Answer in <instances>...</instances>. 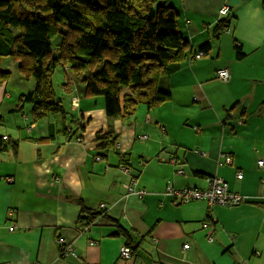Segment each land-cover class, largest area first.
<instances>
[{
	"label": "crops",
	"instance_id": "obj_1",
	"mask_svg": "<svg viewBox=\"0 0 264 264\" xmlns=\"http://www.w3.org/2000/svg\"><path fill=\"white\" fill-rule=\"evenodd\" d=\"M263 2L170 0L187 41L179 68L158 80L170 98L150 109L138 104L128 121L113 120L116 145L100 155L94 137L108 123L101 96H84L81 83L62 85L58 67L62 112L32 120L30 102L21 111L15 107L19 96L34 89V79L23 76L16 59L0 57V70L9 72L0 83V263L264 264ZM224 5L227 27L216 36ZM205 42L209 50L194 58ZM224 66L228 81L215 77ZM68 127L83 140H72ZM212 175L245 200L209 208L204 200L175 203L162 193L168 181L175 188H206ZM131 180L145 193L128 194L124 184ZM80 203L103 215L81 225ZM114 220L136 246L129 259L119 258L126 237ZM58 236L75 255L59 256Z\"/></svg>",
	"mask_w": 264,
	"mask_h": 264
},
{
	"label": "trees",
	"instance_id": "obj_2",
	"mask_svg": "<svg viewBox=\"0 0 264 264\" xmlns=\"http://www.w3.org/2000/svg\"><path fill=\"white\" fill-rule=\"evenodd\" d=\"M177 16L170 0H0V57L16 59L23 76L35 81L15 109L21 111L30 102L32 120L62 112L52 83L61 67L62 85L81 83L84 96L103 98L107 129L94 140L99 155L104 154L117 142L113 120L128 121L138 104L150 109L170 98L158 80L177 70L186 57L187 41ZM227 20L214 25L216 36ZM208 50L205 42L195 52ZM8 76L0 70V83ZM4 146L0 137V150ZM80 208L85 213L78 219L81 225L103 215L81 203ZM114 222L125 244L135 250L130 232Z\"/></svg>",
	"mask_w": 264,
	"mask_h": 264
},
{
	"label": "built area",
	"instance_id": "obj_3",
	"mask_svg": "<svg viewBox=\"0 0 264 264\" xmlns=\"http://www.w3.org/2000/svg\"><path fill=\"white\" fill-rule=\"evenodd\" d=\"M218 14L221 17L227 18L229 14V8L227 6H221L218 9ZM203 53L198 51L193 53L194 58H199ZM215 77L220 80V81H228L230 78V72L229 69L224 66L220 67L215 70ZM79 128V127H77ZM67 133L71 134L70 138L74 141L81 142L83 140L82 134L80 131H73L70 127L66 128ZM78 130V129H77ZM145 136L142 135L141 138H144ZM5 138V136H4ZM98 159V156L96 157ZM223 162L230 164L231 163V158L230 156L226 154H222ZM172 163L174 162L173 159L170 160ZM258 166L263 165V160L259 159L257 160ZM120 170L123 173H128L129 168L125 165L120 166ZM184 170L179 167L177 169V173L182 174ZM236 177L240 178L241 177V172L238 171L236 173ZM8 181H10V178H7ZM207 180V187L206 188H197V187H190V186H184L181 188H175L173 187L171 182H167L166 185L164 186L163 194L170 196L173 198L175 203L178 202H188L191 200H204L209 208L215 206V205H224V206H234L237 205L245 200V197L230 191L228 189L227 183L220 177L216 175L208 176L206 178ZM134 180H131V183L129 184H124V187L126 188V191L128 194H137V195H142L145 193L144 190H135L133 188ZM106 205L104 203L99 204V208L105 209ZM8 230H13L15 228V224L13 223L12 216H13V211L9 210L8 211ZM57 246H58V254L60 257H65L68 255H75V251L71 243L66 242L64 238L61 236L57 237ZM183 248L186 249L188 248V244H184ZM132 251L128 245L125 243L122 244L119 249H118V255L119 258L121 259H129L132 257ZM0 264H8L7 262H2Z\"/></svg>",
	"mask_w": 264,
	"mask_h": 264
},
{
	"label": "rangeland",
	"instance_id": "obj_4",
	"mask_svg": "<svg viewBox=\"0 0 264 264\" xmlns=\"http://www.w3.org/2000/svg\"><path fill=\"white\" fill-rule=\"evenodd\" d=\"M54 53H55V50H54ZM57 73H55L54 74V77H53V79H52V83L54 82V84H53V87H54V89L57 87V85H56V83H57ZM59 78H61V75H59ZM83 138V137H82Z\"/></svg>",
	"mask_w": 264,
	"mask_h": 264
}]
</instances>
